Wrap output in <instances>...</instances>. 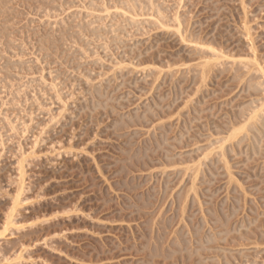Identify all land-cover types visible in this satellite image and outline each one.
I'll use <instances>...</instances> for the list:
<instances>
[{"label": "rangeland", "instance_id": "obj_1", "mask_svg": "<svg viewBox=\"0 0 264 264\" xmlns=\"http://www.w3.org/2000/svg\"><path fill=\"white\" fill-rule=\"evenodd\" d=\"M0 1L3 14H0V231L8 227L5 229L11 234L0 237L1 264L6 261L8 264H264V131L261 129L263 132L259 133V143L257 133L251 132L252 137L256 135L255 139L249 136L254 140L252 144L256 141L259 152L254 149L258 154L253 145H249L250 139L240 138V135L237 140L232 139L233 145L237 141L233 150L237 153L226 149L229 151L227 165L232 168L226 167L229 173L224 172V159L215 153L219 150L216 140L228 132L224 131V136L218 133L223 131L222 124L224 129L235 125V119L240 124L238 121L243 119L238 117L241 112L245 113L244 109L240 110L243 105L248 107L245 108L249 109L248 114L255 108L253 104L259 106L264 100L259 95L264 91L259 90L264 87V73L256 68L258 62L261 61L260 67L264 62V0H243L245 6L242 0ZM91 1H95L97 7ZM153 1L154 5L158 3V12L156 6L150 7ZM146 4L150 8H146ZM11 8L14 10L10 11ZM153 9L159 14L163 11L160 15L164 19ZM176 14L180 16H177L178 21L183 18L180 27ZM165 16L170 21L175 18L174 22L167 21ZM154 18L157 21H153ZM184 21L190 23L185 22L189 29H185ZM188 34L193 35L190 40L197 42L189 43ZM197 37H202L198 38L202 45L206 46L209 41L208 45H216L218 52L228 54L223 56L214 52L215 49L199 47ZM211 50L213 59L230 55L233 59L237 57L236 61L233 64L232 58L221 57L215 67ZM196 51L202 52L198 56L202 54L204 62L195 57ZM238 54L259 59L257 63L249 60L254 66L247 62L248 58L238 59ZM206 56L211 58L210 63L206 61L208 67ZM209 67H214L215 73L208 71ZM248 68L252 69L249 72L252 74H246ZM196 69L203 75L194 72ZM219 69H223L220 74ZM254 69H258V75ZM154 74H159L160 78L156 80ZM242 75L247 79L252 77L253 83L249 79V84ZM202 76L210 81L205 82ZM197 78L205 83L196 81ZM255 83L257 88L258 85L262 88L255 91ZM248 84L253 92L248 91L255 94L245 92ZM89 86L97 92L92 93L94 90L90 91ZM86 92L88 96L91 94L90 98ZM95 93L101 96L100 102L110 99L109 103L100 104ZM257 93L260 102L254 99ZM251 96L257 103L253 101L249 106ZM191 99L193 103L189 102ZM90 101L95 105L92 102L91 107ZM97 103L103 106L97 107ZM186 103H190V107ZM215 130L220 136L213 135ZM152 138L155 141L148 140ZM241 139H247V143L243 140L240 143ZM210 141L217 150L214 151V145L213 150L209 148ZM206 147L213 153L209 152L211 156L207 153V157L212 158L208 157L209 162L203 156L197 158L204 150L205 155ZM248 147L254 151L247 150ZM140 153L143 156L139 159ZM168 157H171L170 162H175L170 163ZM193 158L196 162L200 160L193 163L202 164L194 167ZM186 167L189 172L185 171ZM196 167L199 170L197 173L195 169V177L198 174L199 179L196 177L198 180L192 186L198 185L193 188L191 177L193 174L194 178ZM183 173L186 179L182 180ZM232 174L238 180L232 179ZM170 192L173 194L169 195ZM185 194L186 198L189 196L187 199ZM182 201L185 202L182 204ZM8 217L11 218L9 224V220L4 221ZM20 244L27 246L22 248Z\"/></svg>", "mask_w": 264, "mask_h": 264}, {"label": "bare ground", "instance_id": "obj_2", "mask_svg": "<svg viewBox=\"0 0 264 264\" xmlns=\"http://www.w3.org/2000/svg\"><path fill=\"white\" fill-rule=\"evenodd\" d=\"M5 1H6V0H5ZM12 1H13V0H12ZM21 1H22V0H21ZM39 1H40V0H39ZM51 1H52V0H51ZM142 1H143V0H142ZM146 1H148V0H146ZM150 1H151V0H150ZM0 2H1V1H0ZM14 2H15V0H14ZM18 2H19V1H18ZM35 2H36V1H35ZM47 2H48V1H47ZM47 2H46V3H47ZM137 2H138V1H137ZM151 2H152V1H151ZM53 3H54V2H53ZM94 3H95V1H94ZM94 3L91 1V4H94ZM134 3H136V2H134ZM134 3H133L132 5L135 6L136 4H134ZM142 3H143V2H141V5H143V9H145V8H144L145 5L142 4ZM144 3H145V2H144ZM10 4H11V3H10ZM95 4H96V3H95ZM139 4H140V2H139ZM149 4H150V2H149ZM149 4H148V5H149ZM154 4H156V3H154V1H153V4H150V7L153 5V6H156V8H158V7H157V6H158V3H157V5H154ZM244 4H245V3H244V1L242 0V5H244ZM7 5H8V4H7ZM51 5H52V4H51ZM54 5H55V3H54ZM141 5H140V6H141ZM4 6H6V5H4ZM92 6H93V5H92ZM134 6H133V7H134ZM159 6H160V4H159ZM244 6H245V5H244ZM244 6H242V8H244L243 10H246V9H245L246 7H244ZM6 7H7V6H6ZM47 7H48V6H47ZM96 7H97V4H96ZM141 7H142V6H141ZM148 7H149V6H147V4H146V8H148ZM150 7H149V8H150ZM1 8H2V7H1ZM39 8H40V7H39ZM39 8H38V9H39ZM99 8H100V5H99ZM134 8H137V7H134ZM153 8L155 9V7H153ZM162 8H163V7H162ZM12 9L14 10V8H11V9H9V10L11 11ZM43 9H44V8H43ZM46 9H47V8H46ZM138 9H139V7H138ZM140 9L142 10V8H140ZM140 9H139V10H140ZM151 9H152V7H151ZM154 9H153V10H154ZM1 10H2V9H1ZM1 10H0V12H1ZM53 10H54V9H53ZM53 10H51L52 13H53ZM135 10H137V9H135ZM147 10H148V9H147ZM153 10H152V12H153ZM158 10H160V9L158 8V9H157V12H158ZM161 10H162V9H161ZM4 11H5V10H4ZM55 11H56V10H55ZM142 11H143V10H142ZM155 11H156V10H154V13L156 14L157 12H155ZM2 12H3V11H2ZM152 12H151V13H152ZM161 12H163V11H161ZM161 12H160V14H163V13H161ZM245 12H246V11H245ZM245 12H244V13H245ZM50 13H51V12H50ZM189 13H190V12H189ZM0 14H2V13H0ZM6 14H7V13H6ZM48 14H49V12L47 13V15H48ZM160 14L157 13V15L161 16ZM177 14H179V13H177ZM177 14H176V19L174 18L176 21H178V20H179V17H180V16L177 15ZM2 15H3V14H2ZM2 15H0V16L2 17ZM11 15H13V14L11 13ZM150 15L152 16V14H150ZM164 15H165V12H164ZM164 15H163V16H164ZM159 16H158V17H159ZM177 16H179V17H177ZM5 17H6V16H5ZM158 17H157V18L155 17V18H156L157 20L162 18V16H161V18H160V17L158 18ZM165 17H166V16H165ZM183 17H184V16H183ZM8 18H9V17H8ZM155 18H154V19H155ZM166 18H168V17H166ZM172 18H173V17H172ZM6 19H7V18H6ZM6 19H5V20H6ZM156 19L153 20V21H157ZM162 19H164V18H162ZM174 19H173V20H174ZM177 19H178V20H177ZM180 19H181V18H180ZM182 19H183V18H182ZM182 19H181V20H182ZM187 19H188V17H187ZM187 19H186V20H187ZM1 20H2V19H1ZM166 20L168 21L169 18L166 19ZM173 20H172V21H173ZM181 20L178 21L180 24L177 22V24H179V25H178L179 27H180L181 22H182ZM2 21H3V20H2ZM146 21H148V20H146ZM150 21H151V20H150ZM150 21H148V22H150ZM158 21H159V20H158ZM167 21H166V22H167ZM169 21H170V20H169ZM172 21H170V22H172ZM7 22H8V21H7ZM160 22H161V21H160ZM160 22H157V23H160ZM173 22H174V21H173ZM173 22H172V23H173ZM185 22H186V23H189L188 21H184V24H185ZM0 23H1V22H0ZM155 23H156V22H155ZM155 23H154L153 25H156ZM163 23H164V22H163ZM8 24H10V23L8 22ZM167 24H168V22H167ZM184 24H183V25H184ZM158 25H159V24H158ZM160 25H163V24H160ZM160 25H159V27H161ZM183 25H182V26H183ZM188 25H190V23H189ZM163 26H164V25H163ZM165 26H166V25H165ZM167 26H169V25H167ZM171 26H172V25H171ZM173 26H175V25H173ZM178 26H175V28H179ZM0 27H1V26H0ZM80 27H81V26H80ZM184 27H186L185 29L188 28V26H186V24H185ZM245 27H246V25H245ZM2 28H3V26H2ZM2 28H1V30H2ZM7 28H8V27H7ZM9 28H11V26H10ZM243 28H244V27H243ZM247 28H248V26L246 27V29H247ZM249 28H250V27H249ZM59 29H60V28H59ZM67 29H68V28H67ZM93 29H94V28H93ZM93 29H91L90 31H92ZM179 29H181V28H179ZM179 29H178V30L176 29V30H177V31H176L177 33L179 32ZM183 29H184V28H183ZM185 29H184V30H185ZM188 29H189V28H188ZM9 30L11 31V29H9ZM73 30H74V29H73ZM97 30H98V29H97ZM97 30L94 29V31H97ZM100 30H101V29H100ZM243 30H245V28H244ZM247 30H248V31H249V30L251 31V29H247ZM3 31H5V30H3ZM65 31H66V30H65ZM181 31H182V30H181ZM245 31H246V30H245ZM248 31H246V32H248ZM250 31H249V32H250ZM1 32H2V31H1ZM1 32H0V33H1ZM7 32H8V33H11V32H9L8 30H7ZM7 32L5 31V33H7ZM61 32H62V31H61ZM70 32H72V31H70ZM81 32H82V31H81ZM183 32H184V31H183ZM183 32H182V33H183ZM185 32H186V31H185ZM188 32H189V30H188ZM246 32H245V35L248 34L247 36L250 37V33H251V32H250V33L248 32L247 34H246ZM8 33H7V34H8ZM82 33H83V32H82ZM85 33H86V32H85ZM85 33H84V34H85ZM179 33L181 34V32H179ZM179 33H178V34H179ZM189 33L192 34V31H190ZM77 34H78V32H77ZM80 34H81V33H79V35H80ZM89 34H90V33H89ZM94 34H95V32H94ZM96 34H97V33H96ZM98 34H99V33H98ZM100 34H101V33H100ZM180 34H179V35H180ZM191 34H190V35H191ZM195 34H196V33H195ZM9 35H10V34H9ZM9 35H8V36H9ZM71 35H72V34H71ZM85 35H86V34H85ZM185 35H186V33H185ZM188 35H189V34H188ZM190 35H189V36H190ZM66 36H67V35H66ZM73 36H74V34H73ZM181 36H182V34H181ZM181 36H179V38H180ZM192 36H193V35H192ZM192 36H190L189 39H188V40L191 41V42H189L187 39H185V40H187L189 43H192V44H193V43H196L197 41L195 42V39H194V41L190 40L191 38H193ZM199 36H200V34H199ZM251 36H252V35H251ZM3 37H4V36H3ZM52 37H53V36H52ZM97 37H99V35H97ZM182 37H183V36H182ZM195 37H196V35H195ZM195 37H194V38H195ZM47 38H48V37H47ZM63 38H64V36H63ZM72 38H73V37H72ZM74 38H75V37H74ZM184 38H186V36H184ZM184 38H181L182 41L184 40ZM187 38H188V37H187ZM198 38H199V37H197L196 39L198 40ZM201 38H202V37H200L199 39H201ZM249 39H250V38H249ZM0 40H1V39H0ZM56 40H57V39H56ZM58 40H59V39H58ZM62 40H63V39H62ZM65 40H66V39H65ZM205 40L207 41V39H205ZM187 41H185V42H187ZM198 41H199V40H198ZM206 41H203V43H204V42L206 43ZM41 42H42V40H41ZM41 42H40V43H41ZM44 42H45V41H44ZM71 43H72V42H71ZM77 43H78V42H76V44H77ZM81 43H82V42H81ZM83 43H84V42H83ZM199 43H201V41H199ZM213 43H214V42H213ZM41 44H43V43H41ZM65 44H66V43H65ZM197 44H198V43H197ZM197 44H196V45H197ZM208 44H209V41H208ZM208 44H207V45H208ZM47 45H50V44H47ZM207 45H206V46H205V44L202 45V43H201V45L198 44L199 47H200V46H201V47L205 46V47H207V48H205V47H204V48H205V49H208V50L211 49V48H212V50H214V49H215V46H216V45H213V46H212V45H211V46H210V45L207 46ZM44 46H45V45H44ZM209 46H210V47H209ZM47 47H49V46H47ZM191 47H192V46H191ZM193 47H194V49L196 50L197 47H195V44H194ZM193 47H192V48H193ZM208 47H209V48H208ZM218 47H219V45H218ZM41 48H44V47H41ZM45 48H46V46H45ZM68 48H69V47H68ZM46 49H47V48H46ZM66 49H67V47H66ZM201 49H202V52L204 53L203 48H201ZM201 49H199V51H200ZM205 49H204V50H205ZM216 49H217V48H216ZM216 49L214 50V52L217 51L216 53H219L220 55L222 54V55L224 56V55H227V54H228V53L223 54L224 52L222 53V51H221V52H218V49H217V50H216ZM221 49H222V48H221ZM253 49H254V48H253ZM41 50H43V49H41ZM47 50H49V49H47ZM53 50H55V49H52V51H53ZM70 50H71V49H70ZM191 50H193V49H191ZM191 50H190V51H191ZM212 50H211V52H210V53H211V56H212V54L214 55V53H212ZM222 50H223V49H222ZM62 51H63V49H62ZM209 51H210V50H209ZM256 51H257V50H256ZM256 51L254 50V52H256ZM46 52H49V51H46ZM202 52H197V51H196L197 55H196V56L194 55V56L197 57V58L199 57V58H200V61L204 62V60H203V59H204V56H201L202 54H201L200 56L203 57V58H201L200 56H198V53H202ZM254 52H252V53L254 54ZM49 53L51 54V52H49ZM60 53H61V52H60ZM68 53H69V52H68ZM196 53H195V54H196ZM206 53H209V52H205V54H206ZM210 53H209V54H210ZM231 53H232V52H231ZM56 54H57V53H56ZM209 54H208V55H209ZM255 54H256V53H255ZM255 54H254V55H255ZM44 55H47V54H44ZM52 55H54V54H52ZM58 55H59V54H58ZM203 55H204V54H203ZM206 55H207V54H206ZM216 55H218V54H216ZM238 55H239V54H238ZM254 55H253L252 57H254ZM218 56H219V55H218ZM218 56H216L217 59H216V58L213 59V57H215V56H212V57H211L212 60H211V58H209L208 56H206V57L209 58L208 60H207V58L205 59V64L207 65V67L209 66V63H210L211 61H213L212 65L214 64V66L217 67V66H216V64H217L216 60H218V58H219V60L222 59V58H223V59H224V58H226V59H227V58H229V59L232 58L231 60H232V61L234 60L233 64L235 63L236 58H237V57H235L236 55H235V56L233 55V56L235 57L234 59H233V57L230 56V55H228V56H230V57H228V56H227V57H226V56H225V57H222V56H221L222 58H221L220 56H219V57H218ZM243 56H244V55H243ZM243 56L241 57V56L239 55V56H238V59L243 58V60H246V58H248V59H247V62H248L249 60H250V61H255V62H256V60L259 59V58H258V59H254V60H252L253 58H252L251 56H250V57H251L252 59H250L248 55H247V56L245 55L244 57H243ZM255 56H256V55H255ZM260 56H261V55H260ZM239 57H240V58H239ZM257 57H258V56H257ZM199 58H198V59H199ZM147 59H148V58H147ZM261 59H262V56H261ZM263 59H264V58H263ZM263 59H262V60H263ZM121 60L123 61V59H121ZM140 60H142V59H140ZM210 60H211V61H210ZM219 60H218V61H219ZM224 60H225V59H224ZM224 60H223V61H224ZM129 61H130V60H129ZM133 61H134V60H133ZM143 61H144V60H143ZM206 61H208L209 63L206 62ZM221 61H222V60H221ZM223 61H222V62H223ZM237 61H238V60H237ZM250 61H249V62H250ZM263 61H264V60H263ZM118 62H119V60H118ZM120 62H121V61H120ZM120 62H119V63H120ZM130 62H131L130 65L132 66V65H133L132 63H133V62H132V61H130ZM151 62H152V61H151ZM214 62H216V63H214ZM240 62H242V61H240ZM240 62H239V63H240ZM257 62H258V61H257ZM257 62H256V63H257ZM16 63H17V62H16ZM128 63H129V62H127V64H128ZM146 63H147V62H146ZM148 63H149V61H148ZM152 63H154V62H152ZM198 63H200V62H198ZM198 63H197V64H198ZM225 63H227V61H226ZM239 63H236V64H239ZM244 63H245V62H244ZM244 63H243V64H244ZM250 63H251L250 65H254V66H255V63H254V64H252V62H250ZM260 63H261V61L258 62V63L256 64V68L259 67V69H261V70H258V69H254V70H255V72H257L256 70H258L259 72L261 71L262 74H263V73H264V69H263L264 67H263V68H261V67H262V65L264 64V62H263V64H261V67H260ZM127 64L125 65V67L127 66ZM197 64H195L194 67H197V66H196ZM200 64H201V63H200ZM200 64H198V67H199ZM203 64H204V63H203ZM220 64H221V63L219 62V66L222 68V65H220ZM223 64H224V63H223ZM233 64H231V66H232ZM247 64H249V63H247ZM247 64H246V65H247ZM258 64H259V65H258ZM143 65H144V64H143ZM193 65H194V64H193ZM193 65H192V66H193ZM228 65H229V64H228ZM239 65H240V64H239ZM246 65H244V67H245ZM17 66H18V65H17ZM131 66L128 65V67H131ZM138 66H140V65L138 64ZM154 66L156 67V65H154ZM154 66H153V67H154ZM210 66H211V64H210ZM219 66H218V67H219ZM254 66H251V68L254 67ZM15 67H16V66H15ZM128 67H127V68H128ZM135 67H136V66H135ZM157 67H158V66H157ZM200 67H201V66H200ZM203 67H204V65L202 66V68H203ZM223 67H225V65H224ZM227 67H228V66H227ZM235 67H236V66H235ZM248 67H249V66H248ZM122 68H123V66H122ZM127 68H126V69H127ZM169 68H170V67H169ZM186 68H187V67H186ZM190 68H191V67H190ZM192 68H193V67H192ZM212 68H214V67H212ZM212 68L209 67V69H211V70L208 69V71H213V72H214L215 68H214V69H212ZM230 68H231V67H230ZM242 68H243V67H242ZM246 68H247V67H246ZM251 68H248L249 70L247 69L248 73H246V74H252V72L249 73V72L252 70ZM6 69H8V68H6ZM9 69H10V68H9ZM119 69H120V68H119ZM131 69H132V68H131ZM153 69H154V68H153ZM159 69H160V68H159ZM194 69H195V68H194ZM203 69H204V68H203ZM205 69H206V68H205ZM227 69H228V68H227ZM227 69H226V70H227ZM250 69H251V70H250ZM3 70H5V68H4ZM121 70H122V69H121ZM128 70H129V68H128ZM133 70H134V69H133ZM135 70H136V69H135ZM145 70H146V69H145ZM149 70H150V69H149ZM149 70H148V71H149ZM151 70H152V69H151ZM151 70H150V71H151ZM156 70H157V69H156ZM192 70H193V69H192ZM198 70H199V68H198ZM219 70H220V69H219ZM224 70H225V69H224ZM244 70L246 71V69H244ZM9 71H10L11 73L13 72V71H11V70H9ZM9 71H8V72H9ZM130 71H131V70H130ZM130 71H129V73H130ZM146 71H147V70H146ZM153 71H154V70H153ZM153 71H152V72H153ZM159 71H160V70H159ZM190 71H191V70L189 69V70H188V73H189ZM199 71H200V70H199ZM199 71H198V72H199ZM208 71H205V72H208ZM215 71H216V70H215ZM221 71H223V69L219 71V74H220ZM241 71H242V70H241ZM144 72H145V71H144ZM161 72H162V71H161ZM194 72H197V69H196V71H194ZM198 72H197V73H198ZM201 72H204V71H201ZM205 72H204V73H205ZM217 72H218V70H217ZM226 72H227V71H226ZM230 72H231V71H230ZM238 72L241 74L243 71H242V72L238 71ZM238 72H237V73H238ZM120 73H121V72H120ZM146 73H147V72H146ZM150 73H151V72H150ZM150 73H148V75H147V74H146V75H147V76H150ZM153 73H155V72H153ZM153 73H152V74H153ZM157 73H158V71H156L155 74H157ZM192 73H193V72H192ZM210 73H211V72H210ZM214 73H215V72H214ZM214 73H213L212 75L215 76L216 74H214ZM231 73H232V72H231ZM152 74H151V75H152ZM155 74H154V75H155ZM159 74H160V72H159ZM159 74H158V75H159ZM169 74H171V73L169 72ZM200 74H201V73H200ZM200 74L198 73V75H200ZM208 74H209V73H207V75H208ZM228 74H229V73H228ZM254 74H255V73H254ZM121 75H122V74H121ZM158 75H155V77L157 76V77H156V80L160 78V76H158ZM192 75H193V74H192ZM201 75H203V73H202ZM205 75H206V74H205ZM256 75H258V72H257ZM259 75L261 76L260 73H259ZM193 76H194V75H193ZM193 76H192V77H193ZM210 76H211V74H210ZM210 76H209V77H210ZM218 76H219V75H218ZM242 76H243V75H242ZM244 76H245V75H244ZM244 76H243V77H244ZM252 76H253V75H252ZM260 76H258V77L260 78ZM153 77H154V76H153ZM198 77H199V76H198ZM202 77H203V80H204V81L207 80V78L204 79V76H202ZM206 77H208V76H206ZM216 77H217V76H215V78H216ZM231 77H232V76H231ZM249 77H251V76L249 75ZM258 77H257V78H258ZM122 78H123V76H122ZM194 78L196 79V73H195V77H194ZM210 78H211V77H210ZM233 78L236 79L235 77H233ZM233 78H232V79H233ZM247 78H248V77L246 76V78L244 77L243 79H247ZM251 78H252V77H251ZM251 78H249V79H251ZM255 78H256V77H255ZM261 78H262V77H261ZM192 79H193V78H192ZM208 79H209V78H208ZM237 79H239V78L237 77ZM243 79H242V80H243ZM249 79H247V80L249 81ZM156 80L153 79V82H155ZM198 80H201V81H202V79H198V78H197L196 81H198ZM251 80H252V79H251ZM258 80H259V79H258ZM262 80H263V79H262ZM196 81L194 80V82H196ZM204 81H202V82H204ZM208 81H210V79L207 80V82H208ZM211 81H212V80H211ZM259 81H261V80H259ZM263 81H264V80H263ZM263 81H262V84H263ZM202 82H199V83H202ZM205 82H206V81H205ZM205 82H204V83H205ZM241 82L243 83V81H241ZM251 82L253 83V80H252ZM251 82L249 81V84H251ZM254 82H256V81L254 80ZM257 82H258V81H257ZM199 83H198V85H197L198 87H200V86H199ZM204 83H203V84H204ZM238 83H240V80H239ZM247 83H248V82H247ZM247 83H246V84H247ZM258 83H259V82H258ZM258 83H257V85H258ZM260 83H261V82H260ZM92 84H93V83H92ZM153 84H154V83H153ZM195 84H197V83H195ZM240 84H241V83H240ZM244 84H245V82H244ZM249 84L247 85L248 88H247V91H245V92H250V93H251L252 90L250 89L251 87L249 86ZM98 85H99V84H98ZM101 85H102V84H101ZM200 85H202V84H200ZM242 85H243V84H242ZM253 85L255 86V87L253 86L254 89H255V88H256V89L262 88V87H261L262 85H261V86L258 85L259 88H257L256 83L253 84ZM102 86H103V85H102ZM206 86H209V85L206 84ZM206 86H205V87H206ZM90 87H92V86H89V88H90ZM93 87H94V84H93ZM99 87H100V85H99ZM202 87H203V85H202ZM205 87H204V88H205ZM237 87H239V85H238ZM249 87H250V88H249ZM94 88H95V87H94ZM196 88H197V87H196ZM244 88H246V86H244ZM253 88H252V89H253ZM91 89L94 90V91H92V93H94V92L96 91V89H93V88H90V91H91ZM102 89L105 90V88H103V87H102ZM194 89H195V88H194ZM197 89L199 90L200 88H197ZM248 89H250L251 91H248ZM254 89H253V90H254ZM256 89H255V91H257ZM87 90H88V89H87ZM195 90H196V89H195ZM201 90H202V89H201ZM203 90H204V89H203ZM241 90H242V89H241ZM259 90H260V91H261V90L263 91V90H264V87H263V89H259ZM105 91H106V90H105ZM255 91H254V93H251V94H255ZM87 92H88V91H87ZM87 92H86V93H87ZM96 92H97V91H96ZM100 92H101V95H102V91H100ZM103 92H104V91H103ZM199 92H200V90H199ZM243 92H244V90H243ZM245 92H244V93H245ZM252 92H253V91H252ZM90 93H91V92H90ZM98 93H99V92H98ZM197 93H198V91H197ZM197 93H196V94H197ZM263 93H264V91H263ZM263 93L261 92V94H259V95H261L260 97H264V94H263ZM88 94H89V93H87V96H88ZM106 94H107V93L105 92V93H104L105 97H106ZM247 94H248V93H247ZM262 94H263V95H262ZM90 95H91V94H90ZM90 95L88 96L89 98L91 97ZM96 95L99 96V97H96ZM259 95H258V93H257V95H255V98H254V99H258V101L260 102L261 98H260V99L257 98V96H259ZM94 96H95L97 99L101 97L99 94H96V93L94 94ZM102 96H103V95H102ZM250 98L252 99V101H251V99H250V102H251V103L249 102V106H250V104H251V106H252V104L254 103L253 101H256V103H257V100H253V97H252V96H251ZM86 99H87V97H86ZM93 99H94V98H93ZM103 99H104V98H103ZM105 99H106V98H105ZM187 99H188V98H187ZM192 99H193V98H192ZM192 99H191L189 102H191ZM263 99H264V98H263ZM90 100H91V99H90ZM98 100H99V99H98ZM108 100H110V99H108ZM108 100H107V101H108ZM94 101L97 102V100H95V99H94ZM107 101L102 100V102H100V100H99L100 104L103 103V102H107ZM186 101H187V100H186ZM193 101H194V100H193ZM193 101H192L191 103H193ZM85 102H86V100H85ZM92 102H93V101H92ZM92 102L90 101V104H92ZM184 102H185V101H184ZM252 102H253V103H252ZM93 103H94V102H93ZM107 103H109V102H107ZM107 103H106V104H107ZM198 103H199V102H198ZM97 104H98V103H97ZM187 104H189V106H188ZM258 104H260V105L258 106L257 104H253L255 108L252 107L253 109H252V108H251V109H252L253 112L250 110L252 113L250 112V113H248V114H247V112H249V109H245V108H248V107H244V105H243V108H241L240 110L243 111V109H244L243 113L245 112L246 115H245V113L242 114V112H241V115H239L240 112H239V110H238L239 113L237 112L236 115H239V117H238L239 119H241V120L243 119L242 121H238V122H240V124H239V123H236L237 119H235V118H234V119L236 120V121L234 120V121H235V125H231V126H232L231 128H229L230 126H227V127L229 128V129H227V127H225V125H224V127H225L227 130L224 129V128L222 127V126H223V124H222L221 128L223 129V131H222V132H218V133H219V134L221 133L220 135H223V136H224V131H226V132L228 131V132L225 134V136H224L223 138H221V136L217 133V131H219L217 128H219V127L216 128L217 131L215 130L216 132H215L213 135L216 136V137H217V135L220 136L219 138H220L221 140H220V139H217V138H216L217 140L215 139L216 142H218V144H216V145L218 146L219 150H217V149H218L217 146H216L215 144H213L214 142L211 143V141H210V145H209L210 147H209V148H211L213 145L216 146V147L214 148V151H215V149L217 150V151H215V153L218 152L217 154L220 156V158L224 159V160H223V163H226V165L224 164V169H225L224 172L229 173V171H226V170H228L227 168H230L229 165H227V164H229V163H228V161H227L228 159H226V158H227V157H226V156H227L226 153H228L229 151H230L229 153H231V152L234 150V146H236L237 141H236V143L233 145V143H234L233 140H235L236 137H239V135H240V138H244V139L247 138V139H250L249 136H250L251 132H252V134H253V133H257V134H258L257 137H258V136H259V133L264 131V129H263V127H264V100H263V103L260 102V103H258ZM86 105H87V104H86ZM94 105H95V103H94ZM98 105H99V104H98ZM109 105H110V104H108V105H104V106L106 107V106H109ZM186 105H187L188 107H190V103H186ZM245 105L248 106V103L245 104ZM255 105H256V106H255ZM80 106H81V105H80ZM92 106H93V104L91 105V107H92ZM100 106L102 107L103 105H99V106H97V107H100ZM150 106H151V105H150ZM192 106H193V105H192ZM257 106L260 107L261 110H260V108L258 109ZM82 107H83V106H82ZM86 107H87V106H86ZM91 107H90V108H91ZM105 107H104V108H105ZM147 107H148V106H147ZM256 107H257V108H256ZM193 108H194V107H193ZM82 109H84V107H83ZM82 109H81V110H82ZM95 109H97V108L95 107ZM148 109H150V108H148ZM185 109H186V108H185ZM191 109H192V108H191ZM254 109H255V110H254ZM257 109H258L259 111H258ZM188 110L190 111V108H189ZM188 110H187V112H189ZM192 110H193V109H192ZM192 110H191V111H192ZM247 110H248V111H247ZM193 111H194V110H193ZM246 111H247V112H246ZM261 111H262V112H261ZM153 112H154V111H153ZM260 112H261V114H260ZM235 113H236V112H235ZM235 113H234V114H235ZM135 114H136V113H135ZM139 114H140V113H139ZM144 114H145V113H144ZM179 114H180V113H179ZM227 114H228V113H227ZM229 115L231 116V114H229ZM242 115H243V116H242ZM230 116H228V118H229ZM240 116H241L242 118H240ZM119 117H120V116H119ZM140 117H141V116H140ZM144 117H145V116H144ZM234 117H235V116H234ZM158 118H159V117H158ZM160 118H161V117H160ZM231 118H232V117H231ZM236 118H237V117H236ZM137 119H138V118H137ZM229 119H230V118H229ZM239 119H238V120H239ZM163 120H164V119H163ZM118 121H119V120H118ZM225 121H226V119H225ZM229 121H230V120H229ZM232 121H233V119H232ZM158 122H160V121H158ZM227 122H228V120H227ZM242 122H243V124H242ZM244 122H245V123H244ZM118 123H119V122H118ZM228 123H230V122H228ZM123 124H124V123H123ZM224 124H225V123H224ZM238 124H239V125H238ZM118 125L120 126V123H119ZM161 125H162V124H161ZM226 125H229V124H226ZM240 125H242V126H240ZM121 126L124 127L123 125H121ZM125 126H126V125H125ZM152 126H153V125H152ZM162 126H164V124H163ZM162 126H161V127H162ZM235 126H236V127H235ZM237 126H238V127H237ZM239 126H240V127H239ZM261 127H262V128H261ZM261 129H262L263 131H262ZM155 130H156V128H155ZM256 131H259V132H256ZM154 133H155V132H154ZM154 133H153V134H154ZM216 133H217V135H215ZM263 133H264V132H263ZM159 134H160V133H159ZM252 134H251V139L254 138V137L256 136V135L254 134V136L252 137ZM154 135H157V133H155ZM260 135H261V133H260ZM160 136H161V134H160ZM152 137H153V136H152ZM154 137H155V139H156V138L159 139V137H157V136H154ZM163 137H165V135H163ZM163 137H162V138H163ZM248 137H249V138H248ZM260 137H261V136H259L258 138L255 137V138H256V141H257ZM262 137H263V136H262ZM150 138H151V137H150ZM255 138H254V139H255ZM263 138H264V137H263ZM158 139H157V141H158ZM160 139H161V138H160ZM163 139H164V138H163ZM223 139H225L226 142H225V140H223ZM230 139H231V140L233 139V140H232V143H228V146H229V147H228V146L226 147V143L229 142ZM244 139H241L240 143L242 142V140H243V142H244V141L246 142L247 139H246V140H244ZM251 139H250L251 142H249V140H248V142H249V145H251V146L253 145V146H254V147L252 146V148L254 149V148H256L255 145H257V144H256V141H255V145L252 144V142H253L254 140H251ZM148 140L155 141L154 138H152V139H148ZM219 140H220V142H222V143H219ZM227 140H228V141H227ZM236 140H237V138H236ZM239 140H240V139H239ZM159 141H160V140H159ZM159 141H158V142H159ZM165 141H166V140H165ZM165 141H164V143H165ZM213 141H214V140H213ZM147 142L151 143V141H147ZM158 142H156V143H158ZM216 142H215V143H216ZM243 142H242V143H243ZM259 142H260V140H258V143H259ZM159 143H161V141H160ZM159 143H158V145H159ZM240 143H238V144L240 145ZM246 143H247V142H246ZM250 143H251V144H250ZM231 144H232V145H231ZM238 144H237V145H238ZM141 145H142V144H141ZM146 145H148V143H147ZM149 145H150V144H149ZM151 145H152V143H151ZM151 145H150V146H151ZM153 145H154V144H153ZM158 145H156V146H158ZM161 145H162V143H161ZM230 145L232 146V148L230 147ZM239 145H238V146H239ZM249 145H248V146H249ZM159 146H160V145H159ZM144 147H145V146H144ZM147 147H148V146H147ZM257 147H258V145H257ZM157 148H158V147H156V148L154 147V149H157ZM159 148H161V146H160ZM165 148H166V147H165ZM206 148H208V147H206ZM209 148L206 150L205 155H204L205 150H204V151L202 150V151H203V152H202L203 154L201 153L200 156L197 155L198 157H197V156H196V157H197V158H199V157L201 158V156H203L204 159L206 158L205 160H208V157H209V156L207 157V153L209 154V152L211 151V150H209ZM212 148H213V147H212ZM212 148H211V149H212ZM228 148H229V149H232V151L229 150ZM250 148H251V147H250ZM250 148L248 147L247 150H249ZM252 148H251V149H252ZM141 149H143L142 146H141ZM145 149H146V147H145ZM145 149H144V150H145ZM149 149H150V148H149ZM162 149H163V148H162ZM226 149H228L229 151L226 152ZM253 149H252V150H253ZM257 149H258V148H256V150H257ZM144 150H142V152H143ZM150 150H151V149H150ZM150 150H149V151H150ZM165 150H166V149H165ZM208 150H209V151H208ZM212 150H213V149H212ZM236 150H237V149H236ZM247 150H246V151H247ZM252 150H251V151H252ZM254 150H255V149H254ZM254 150H253V151H254ZM256 150H255V152H257V151L259 152V150H257V151H256ZM138 151H140V150H138ZM146 151H148V150H145V152H146ZM154 151H155V150H154ZM234 151H235V150H234ZM234 151H233V152H234ZM142 152H141V153H142ZM145 152H143V153H145ZM166 152H167V150H166ZM168 152H169V150H168ZM255 152H254V153H255ZM258 152L255 153V154H258ZM141 153L138 155V156H139V159H140ZM143 153H142V154H143ZM146 153H147V152H146ZM146 153H145V154H146ZM211 153H212V151H211ZM215 153H214V154H215ZM234 153H235V152H234ZM234 153H233V154H234ZM236 153H237V151H236ZM236 153H235V154H236ZM147 154H148V153H147ZM212 154H213V153H212ZM165 155H167V154H165ZM209 155H210V154H209ZM218 155H215V156H217V157L219 158ZM231 155H232V154H231ZM142 156H143V155H142ZM142 156H141V157H142ZM146 156H147V155H146ZM205 156H206V157H205ZM210 156H211V155H210ZM215 156H214V157H215ZM135 157H136V156H135ZM171 157H172V156H171ZM171 157H170V158H171ZM129 158L131 159V157H129ZM132 158H133V157H132ZM166 158H167V157H166ZM170 158L168 157L169 162H170V160H171ZM200 158H199V159H200ZM203 158H202V159H203ZM209 158H210V157H209ZM215 158H216V157H215ZM215 158H214V159H215ZM218 158H217V160H218ZM172 159H174V158H172ZM186 159H187V158H186ZM186 159H185V160H186ZM199 159L197 160L198 162H196V161H195L196 159L194 160V158L191 159V160H192V164H194V167H195V164H196V163H199V162H200ZM202 159H201V160H202ZM204 159L202 160L203 162H204ZM210 159H212V158H210ZM222 159H220V160H222ZM220 160H219V161H220ZM137 161H138V160H137ZM143 161H144V160H143ZM143 161H142V162H143ZM152 161H153V160H152ZM162 161H163V160H162ZM179 161H180V160H179ZM209 161H210V160H208V162H209ZM212 161H213V160H212ZM212 161H211V162H212ZM138 162H139V161H138ZM169 162L167 161V163L169 164V166H171L170 163L173 162V161H171L170 163H169ZM174 162H175V161H174ZM174 162H173V163H174ZM185 162H188V161H185ZM193 162H196V163H193ZM206 162H207V161H206ZM211 162H210V163H211ZM213 162H214V163H216V162L218 163V161H216V162L213 161ZM230 162H231V161H230ZM143 163L145 164V163H147V162H143ZM143 163H142V164H143ZM162 163H163V162H162ZM164 163H165V162H164ZM164 163H163V165H164ZM173 163H172V164H173ZM183 163H184V161H183ZM201 164H202V163H201ZM201 164H199V165H201ZM147 165H148V164H147ZM188 165H190V163H189ZM199 165L196 164L197 167H199ZM209 165H210V164H209ZM212 165H214V164H212ZM230 165H232V164H230ZM145 166H146V165H145ZM185 166H187V165H185ZM191 166L193 167V165H191ZM191 166H188V167L190 168ZM205 166H206V165H205ZM220 166H221V165H220ZM227 166H228V167H227ZM134 167H135V166H134ZM183 167H184V166H183ZM188 167H186L188 170H185V171H187V172H189V168H188ZM197 167L193 169V170H194V178H193V174H192V173H191V174H192V177L190 176L192 179H194V180H191V182H193V183H191V186H192V184H193V186H194V181H197V180L199 179V178L197 177V176H199L198 174H196V175H197L196 177H197L198 179L195 177V173L197 172V170H199V169H197ZM226 167H227V168H226ZM208 168H209V167H208ZM214 168H215V166H214ZM216 168H217V167H216ZM218 168H219V167H218ZM221 168H222V166L220 167V169H221ZM182 169H183V168H182ZM184 169H185V167H184ZM190 169H191V168H190ZM195 169H196V172H195ZM201 169H203V167H201ZM206 169H207V168H206ZM231 169H232V168H230V170H231ZM178 170H179V169H178ZM178 170H177V171H178ZM180 170H181V169H180ZM180 170H179V172H180ZM193 170H192V171H193ZM212 170H213V168H212ZM212 170H211V171H212ZM216 170H218V169H216ZM192 171H190V172H192ZM201 171H202V170H201ZM201 171H200V172H201ZM203 171H204V170H203ZM211 171H209V172H211ZM218 171H219V170H218ZM218 171H217V172H218ZM163 172H164V171H163ZM183 172H184V170H183ZM177 173H178V172H177ZM185 173H186V172H185ZM185 173L181 174V176L183 175L182 178H181L182 180H183V179H186V175H184ZM197 173H198V172H197ZM202 173H204V172H202ZM205 173H206V172H205ZM211 173H212V172H211ZM231 173H232V172H231ZM178 174H179V173H178ZM187 174H188V173H187ZM221 174H222V173H221ZM224 174H225V173H224ZM224 174H222V176H223ZM188 175H189V174H188ZM188 175H187V178L189 177ZM207 175H208V174H207ZM210 175L213 176V174H210ZM214 175L216 176V173H214ZM230 175H231V174H230ZM232 175H233V174H232ZM228 176H229V175H228ZM228 176H226V177H228ZM183 177H184V178H183ZM229 177H230V176H229ZM232 177H234V178H232V179H235V176H234V175H233ZM191 178H190V179H191ZM190 179H189V181H190ZM195 179H196V180H195ZM200 179H201V178H200ZM229 179H231V178H229ZM236 179H237V178H236ZM236 179H235V180H236ZM182 180H181V181H182ZM206 180H207V179H206ZM206 180H205L204 182L207 183ZM208 180H209V178H208ZM237 180H238V179H237ZM186 181H187V180H186ZM230 181L232 182V180H230ZM230 181H229V182H230ZM204 182H203V183H204ZM209 182H210V181H209ZM211 182H212V181H211ZM211 182H210V183H211ZM233 182H234V181H233ZM237 182H238V181H236V184H237ZM199 183L201 184L200 180H199ZM184 184H185V182H184ZM188 184H189V183H188ZM195 184H197V182H196ZM208 184H209V183H208ZM228 184L230 185V183H228ZM231 184H232V183H231ZM234 184H235V183H234ZM238 184H239V183H238ZM240 184H241V183H240ZM240 184H239V185H240ZM197 185H198V184H197ZM197 185H195V187H193V186H192V187H193V188H197V187H196ZM241 185H242V184H241ZM188 186H189V185H188ZM188 186H186V188H188ZM202 186H203V185H202ZM233 186H234V185H233ZM242 186H243V185H242ZM242 186H240V187L242 188ZM183 187H184V185H183ZM192 187H191V190H192L193 193H194V190H193ZM198 187H199V186H198ZM225 187H226V186H225ZM240 187H239V189H240ZM181 188H182V187H181ZM189 188H190V187H189ZM199 189H200V188H199ZM230 189H231V187H230ZM180 190H182V189H180ZM197 190H198V189H197ZM228 190H229V188H228ZM240 190L242 191L243 189H240ZM183 191H184V189H183ZM186 191H187V189L185 190V193H186ZM188 191L190 192V189H189ZM226 191H227V190H226ZM233 191H234V190H233ZM235 191H236V189H235ZM235 191H234V192H235ZM238 191H239V190H238ZM189 192H187V194H189ZM243 192H245V191H243ZM243 192H242V193H243ZM177 193H178V191H177ZM197 193H198V191H197ZM197 193H196V194H197ZM237 193H238V192H237ZM170 194L172 195L173 193L170 192L169 195H170ZM174 194H175V193H174ZM187 194H185V199H187V198L189 197V196H188V197L186 198V195H187ZM194 194H195V193H194ZM182 195H183V194H182ZM212 195H213V194H212ZM227 195H228V194H227ZM243 195H246V193L243 194ZM179 196H181V195L179 194ZM232 196H233V195H232ZM171 197H172V196H171ZM195 197H197V195H196ZM212 197H213V196H212ZM176 198H177V197H176ZM198 198H199V199H197V200H199L198 202H200V197H198ZM227 198H228V197H227ZM231 198H232V197H231ZM174 199H175V198H174ZM174 199H173V200H174ZM185 199H184V200H185ZM189 199H191V198H189ZM238 199H239V197H238ZM192 200H193V199H192ZM194 200H195V199H194ZM234 200H236V199H234ZM247 200H248V199H247ZM254 200L256 201V199H254ZM205 201H206V200H205ZM238 201H239V200H238ZM238 201H237V202H238ZM244 201H245V200H244ZM165 202H166V201H165ZM184 202H185V201H184ZM184 202L182 201V204H183ZM187 203H188V201H187ZM263 203H264V202H263ZM135 204H136V203H135ZM182 204H181V205H182ZM173 205H174V204H173ZM184 205H185V204H184ZM221 205H222V203H221ZM186 206H187V205H186ZM201 206H202V205H200V207H201ZM244 206H245V205H244ZM172 207H173V206H172ZM172 207H171V208H172ZM205 207H206V206H205ZM218 207H221V206H218ZM230 207H231V206H230ZM180 208H183V206L180 207ZM201 208H202V207H201ZM225 208H226V207H225ZM244 208H245V207H244ZM13 209H15V208H13ZM13 209H11V211H12ZM161 209H162V208L159 209L160 212H161ZM184 209H185V208H184ZM205 209H206V208H205ZM234 209H236V208H234ZM234 209H233V210H234ZM172 210H173V209H172ZM174 210H175V208H174ZM230 210H231V209H230ZM237 210H238V209H237ZM243 210H244V209H243ZM200 211H202V210L200 209ZM181 212L183 213L184 211H181ZM230 212H231V211H230ZM242 213H243V212H242ZM12 214H13V211H12ZM12 214H11V215H12ZM158 214H159V213H158ZM158 214H157V215H158ZM160 214H161V213H160ZM203 214H204V213H203ZM231 214H233V213H231ZM204 215H205V214H204ZM240 215H241V214H240ZM240 215H239V216H240ZM243 215H244V214H243ZM9 216H10V215H9ZM170 216H171V215H170ZM184 216H185V215H184ZM187 216H188V215H187ZM155 217H156V216H155ZM182 217H183V214H182ZM182 217H181V218H182ZM188 217H189V216H188ZM200 217H201V216H200ZM200 217H199V219H200ZM204 217H205V216H204ZM240 217H241V216H240ZM244 217H245V216H244ZM9 218H10V217H8V219H6V220H4V221H8ZM164 218H165V217H164ZM179 218H180V217H179ZM190 218H191V217H189V219H190ZM227 218H228V217H227ZM253 218H254V217H253ZM153 219H154V218H153ZM165 219H166V218H165ZM182 219H183V218H182ZM251 219H252V218H251ZM255 219H257V218H255ZM10 220H11V218H10ZM10 220L7 222L8 224H9V222H11ZM155 220H156V219H155ZM252 220H253V219H252ZM183 221H184V219H183ZM195 221H196V220H195ZM211 221H213V220H211ZM241 221H242V220H241ZM248 221H249V220H248ZM153 222H154V220H153ZM156 222H157V221H156ZM234 222H235V221H234ZM239 222H240V221H239ZM243 222H244V221H243ZM243 222H242V224H243ZM249 222H250V221H249ZM253 222H254V221H253ZM5 223H6V222H5ZM5 223H4V224H5ZM12 223H14V222H12ZM178 223H179V222H178ZM218 223H219V222H218ZM222 223H223V222H222ZM206 224H207V222H206ZM238 224L240 225V223H238ZM238 224H236V225H238ZM12 225H13V224H12ZM170 225H171V224H170ZM194 226H195V225H194ZM206 226H207V225H206ZM240 226H241V225H240ZM240 226H239V227H240ZM243 226H245V225H243ZM199 227H200V226H199ZM208 227H209V225H208ZM217 227H218V226H217ZM232 227H233V226H232ZM239 227H237V228L240 229ZM245 227H246V226H245ZM2 228H4V229L2 230ZM2 228H1L2 231H0V237H1V236H6L7 234H9V233H7V229H5V228H8V227H2ZM188 228H189V227H188ZM194 228H195V227H194ZM242 228H244V227H242ZM247 228H248V227H247ZM247 228H244V229H247ZM8 229H9V228H8ZM198 229H199V228H198ZM198 229H197V230H198ZM208 229H209V228H208ZM213 229H214V228H213ZM235 229H236V228H235ZM238 229H237V230H238ZM15 230H16V229H15ZM188 230H189V229H188ZM211 230H212V229H211ZM220 230H221V229H220ZM220 230H219V231H220ZM263 230H264V229H263ZM219 231H218V232H219ZM222 231L225 232L224 230H222ZM231 231H232V230H230V232H231ZM238 231H239V230H238ZM175 232H176V231H175ZM186 232H187V231H186ZM186 232H185V233H186ZM213 232H214V231H213ZM216 232H217V230H216ZM223 232H221V233H223ZM233 232H234V231H233ZM235 232H236V231H235ZM185 233H184V234H185ZM193 233H194V232H193ZM198 233H199V232H198ZM210 233H212V232L210 231ZM214 233H215V232H214ZM219 233H220V232H219ZM12 234H13V233H12ZM9 235H11V234H9ZM170 235H171V234H170ZM192 235H193V234H192ZM205 235H206V234H205ZM212 235H213V234H212ZM214 235H215V234H214ZM214 235H213V236H214ZM227 235H229V234H227ZM259 235H260V234H259ZM182 236H183V235H182ZM208 236H209V235H208ZM213 236H212V237H213ZM6 237H7V236H6ZM153 237H154V236H153ZM191 237H192V236H191ZM224 237H225V236H224ZM240 237H242V236L240 235ZM243 237H244V236H243ZM1 238H2V237H1ZM168 238H169V237H168ZM199 238H200V237H199ZM202 238H203V237H202ZM209 238H210V237H209ZM169 239H171V238H169ZM169 239H168V241H169ZM185 239H186V238H185ZM216 239H217V238H216ZM216 239H214V240H216ZM223 239H224V238H223ZM244 239L246 240V238H244ZM1 240H2V239H1ZM8 240H9V239H8ZM11 240H12V239H11ZM31 240H32V239H31ZM202 240H203V239H202ZM211 240H212V239H211ZM218 240H219V239H218ZM218 240H217V242H218ZM220 240H221V239H220ZM253 240H254V239H253ZM195 241H196V240H195ZM206 241H207V240H206ZM174 242H175V241H174ZM176 242H177V241H176ZM197 242H198V241H197ZM255 242H256V241H255ZM190 243H191V242H190ZM204 243H205V242H204ZM21 244H22V243H21ZM21 244H20V245H21ZM23 244H24V243H23ZM191 244H192V243H191ZM259 244H260V243H259ZM262 244H263V243H262ZM8 245H9V244H8ZM28 245H29V244H28ZM177 245H178V244H177ZM180 245H181V244H180ZM200 245H201V244H200ZM239 245H240V244H239ZM243 245H244V244H243ZM15 246H16V245H15ZM21 246H22V245H21ZM23 246H27V245H23ZM23 246H22V248H23ZM203 246H204V245H203ZM1 247H2V246H0V249H1ZM18 247H19V245H18ZM199 247H200V246H199ZM208 247H211V246H208ZM3 248H5V247H3ZM24 248H25V247H24ZM188 248H190V247H188ZM197 249H198V248H197ZM205 249H206V246H205ZM207 249H208V248H207ZM210 249H211V248H210ZM187 250H188V249H187ZM5 251H6V249H5ZM12 251H13V250H12ZM164 251H165V250H164ZM175 251H176V250H175ZM204 251H205V250H204ZM191 252H192V251H191ZM18 253H20V254L22 253V252H20V249L18 250ZM3 254H4V253H3ZM7 254H8V253H7ZM14 255H15V254H14ZM191 255H192V254H191ZM19 256L21 257V255H19ZM19 256H18V257H19ZM23 256H24V255H23ZM23 256H22V257H23ZM5 258H6V257L4 256V259H5ZM6 259H7V258H6ZM10 259H11V257H10ZM15 259H16V257L13 258L14 261H15ZM1 260H2V259H1ZM7 260H8V259H7ZM11 260H12V259H11ZM16 260H17V259H16ZM9 261H10V260H9ZM201 261H202V260H201ZM2 262H5V261H2ZM6 262H7L6 264H8V261H6ZM0 264H1V262H0ZM2 264H3V263H2Z\"/></svg>", "mask_w": 264, "mask_h": 264}]
</instances>
